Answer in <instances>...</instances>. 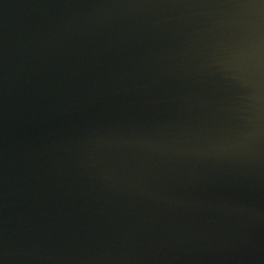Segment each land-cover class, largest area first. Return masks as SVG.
I'll return each instance as SVG.
<instances>
[{
	"label": "water",
	"instance_id": "water-1",
	"mask_svg": "<svg viewBox=\"0 0 264 264\" xmlns=\"http://www.w3.org/2000/svg\"><path fill=\"white\" fill-rule=\"evenodd\" d=\"M0 264H264V0H0Z\"/></svg>",
	"mask_w": 264,
	"mask_h": 264
}]
</instances>
